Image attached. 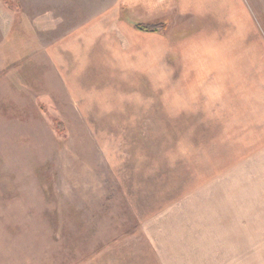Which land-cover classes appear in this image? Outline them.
Wrapping results in <instances>:
<instances>
[{"label": "rangeland", "instance_id": "374dc122", "mask_svg": "<svg viewBox=\"0 0 264 264\" xmlns=\"http://www.w3.org/2000/svg\"><path fill=\"white\" fill-rule=\"evenodd\" d=\"M14 1L11 13L0 0V227L10 219L4 223L15 232L16 264H93L94 254L103 264L100 251L109 258V250L112 264H158L145 260L156 243L148 216L161 213L152 208L153 194L187 158L182 126L166 123V94L152 88L154 61L142 55L157 42L127 41L113 23L105 58L103 45L94 46L92 59L77 58L75 45L56 40L80 14L61 17L53 0L32 13L24 0ZM224 4L247 9L264 35V0ZM203 191L213 214L216 190ZM134 245L141 248L131 258Z\"/></svg>", "mask_w": 264, "mask_h": 264}, {"label": "crops", "instance_id": "0c3cea01", "mask_svg": "<svg viewBox=\"0 0 264 264\" xmlns=\"http://www.w3.org/2000/svg\"><path fill=\"white\" fill-rule=\"evenodd\" d=\"M44 1L24 0V6L32 13L51 3L61 17L80 14L68 25L71 30L56 40L67 49L75 45L70 49L77 58L87 53L92 59L96 45L104 46L100 57L105 58L111 52L107 45L113 23L127 41L157 42L155 48H143L142 55L154 61L152 88L166 94V123L178 130L182 126L184 161L189 163L179 167L182 176L169 170L165 186L154 191L151 205L161 213L148 216L153 222L147 230L156 243L145 260L264 264V35L250 12L229 11L232 6L225 0H53L43 5ZM1 2L11 13L18 9L14 0L11 6ZM134 24L165 27L159 33H144ZM184 28L191 31L175 36ZM156 114L160 117L159 110ZM192 157L198 158L199 166L194 175ZM205 187L216 190L210 215L204 205L207 195L203 200ZM193 193L197 200H192ZM135 210L133 226L138 227L143 214L137 206ZM5 220L10 219L3 218L0 227V264H16L15 232L6 228ZM209 235L215 237L214 245ZM140 248L129 250L131 258ZM101 252L98 259L112 264L110 250L109 258ZM211 252L214 257H209ZM94 260L95 254L93 264Z\"/></svg>", "mask_w": 264, "mask_h": 264}, {"label": "trees", "instance_id": "16d2710c", "mask_svg": "<svg viewBox=\"0 0 264 264\" xmlns=\"http://www.w3.org/2000/svg\"><path fill=\"white\" fill-rule=\"evenodd\" d=\"M4 3L7 6H11L10 0H4ZM133 26L135 30L139 32H144V33H159L163 31L165 27L163 24H153V25L134 24ZM56 127H57L58 132L62 131L61 123H58Z\"/></svg>", "mask_w": 264, "mask_h": 264}]
</instances>
